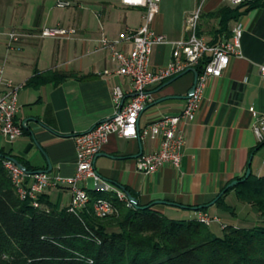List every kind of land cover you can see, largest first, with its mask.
<instances>
[{
  "label": "crops",
  "instance_id": "obj_1",
  "mask_svg": "<svg viewBox=\"0 0 264 264\" xmlns=\"http://www.w3.org/2000/svg\"><path fill=\"white\" fill-rule=\"evenodd\" d=\"M226 7H232L227 0H160L151 29L168 44L153 47L150 66L161 67L169 62L170 43L186 37V19L197 9L200 11L197 37L214 45L225 40L224 34L216 33L218 19L214 13ZM26 9L24 12L32 13L33 22L24 32L61 26L73 28L76 33L70 41L51 42L27 36L28 40H40L38 54L32 60H29L27 42L8 44L6 33L2 35L0 66L5 78L22 85L17 94L15 121L26 123L27 129L12 143L0 136V149L35 172H46L48 162V173L71 177L75 170L73 137L111 116L114 86L124 92L129 88V81L124 77L100 76L104 70L113 72L116 65L106 51L97 50V41L102 36L115 40L126 30L136 31L142 24L144 10L125 7L120 0H80L74 6L58 9L57 13L45 8L44 0H32ZM236 24L242 29L240 56L230 59L220 77L207 79L193 121H180L177 125L184 142L179 167L166 165L149 176L137 173L136 159L153 153L158 142L110 135L93 162L94 172L102 182L112 189L127 187L139 205L152 203L151 209L168 219L195 220L194 208L212 202L224 187L242 177L247 167L255 177L264 176V145L258 147L251 130L254 117L249 112L252 108L256 114L264 113V83L258 74V66L264 64V6L231 21L230 36ZM44 48L49 51V61L46 58L47 63L41 66ZM118 48L128 51L130 44L122 43ZM35 70H55L68 76L58 85L48 83L32 88L26 83ZM192 85L193 75L186 72L151 86L147 91L149 102L138 118V128L159 117L178 115L186 104L182 98ZM40 196L52 208L56 204L67 208L70 202L67 187L49 189ZM233 200L230 202L234 206ZM243 210L240 207L237 212ZM206 213L220 222L223 216L231 218L214 204Z\"/></svg>",
  "mask_w": 264,
  "mask_h": 264
},
{
  "label": "trees",
  "instance_id": "obj_2",
  "mask_svg": "<svg viewBox=\"0 0 264 264\" xmlns=\"http://www.w3.org/2000/svg\"><path fill=\"white\" fill-rule=\"evenodd\" d=\"M261 6L263 0H251L221 8L214 13L218 19L216 33L229 39L228 24ZM206 63L207 60L199 63L198 74ZM67 76L55 70H35L26 85H58ZM263 145L264 141L258 147ZM6 159L15 160L0 149V264H264V176L255 177L249 167L248 177L244 179V174L235 178L236 185L224 191L214 206L236 217V207L225 202L232 194L244 209L242 213L253 216V224L246 229L221 224V235L215 236L210 226L196 220L168 219L152 210V203H138L134 208L111 193L90 191L88 203L76 213L67 208L55 210L43 196L38 202L45 207L35 209L27 199L18 198L2 166ZM15 161L26 173L35 172ZM119 189L136 199L127 187ZM98 199L107 200L114 213L96 218L92 204ZM207 209L206 205L194 208L202 213Z\"/></svg>",
  "mask_w": 264,
  "mask_h": 264
},
{
  "label": "built area",
  "instance_id": "obj_3",
  "mask_svg": "<svg viewBox=\"0 0 264 264\" xmlns=\"http://www.w3.org/2000/svg\"><path fill=\"white\" fill-rule=\"evenodd\" d=\"M231 6L251 0H227ZM160 0H120L125 7H135L144 10L142 24L136 31L126 30L120 33L115 40L101 37L97 41V50L106 51L109 59L116 65L113 72L102 71L100 76L111 75L128 79L129 88L124 92L119 86L111 89L113 112L110 117L96 123L89 131L73 137L75 147V170L71 177H61L46 172L26 173L9 159L2 161L9 179L20 200L27 199L35 209L43 207L38 198L46 190L57 187H67L70 202L67 211L76 213L85 207L89 201L87 181L90 180L93 190L101 193H111L115 198L129 205L125 194L119 189H112L102 182L93 169L94 157L99 153L110 135L123 139L144 141L147 139L158 142L157 149L151 154L139 156L135 161V170L145 176L160 171L169 165L178 168L183 148V136L177 131L180 121L192 122L202 100L203 91L208 78H218L227 68L233 57L240 56L241 25L236 24L229 39L215 45L208 44L196 35V25L200 11L197 9L190 14L185 22L186 37L175 43H170L171 59L161 67L150 66V56L153 47L168 44L161 35L151 29V24L158 12ZM59 9L69 8L67 1H57ZM73 28L54 26L44 27L37 35L40 39L49 38L56 41H70L74 35ZM22 35L15 31L6 33L8 44L17 43ZM122 43L130 44V49L124 51L118 46ZM203 60L207 63L198 74L197 66ZM196 73L193 93L186 99L183 110L176 116L159 117L142 128H138L139 115L144 111L151 86L159 85L168 79L177 77L186 72ZM258 74L264 83V64L258 66ZM99 75V74H98ZM22 85L15 84L3 75V66H0V136L8 143L19 139L26 123L15 121L18 112L17 94ZM254 120L251 126L252 133L257 141H264V113L256 114L250 108ZM27 180L29 182H27ZM92 212L96 218H103L114 213V208L105 199H98L92 204ZM195 220L205 226L217 223V217H211L206 212H197Z\"/></svg>",
  "mask_w": 264,
  "mask_h": 264
},
{
  "label": "rangeland",
  "instance_id": "obj_4",
  "mask_svg": "<svg viewBox=\"0 0 264 264\" xmlns=\"http://www.w3.org/2000/svg\"><path fill=\"white\" fill-rule=\"evenodd\" d=\"M31 1L32 0H0V39H2L3 34L10 32V31H15L17 34L22 35L20 37V41H22V44L27 42V44H26L28 47L27 49H29L28 51L30 53L29 54V56H30L29 60L36 59V56L38 54L37 44L39 45L40 40H36L33 38H32V40H28L27 36L38 38L37 35L39 34L40 30L45 27V26L39 27L37 29L33 28L29 32H27V31L24 32V30L26 29V26H28V24L32 25V22H33L30 18V14L32 15V13H30V11L24 12V9L25 8L28 9V7L31 5ZM57 1H67L71 7V6H74L76 4V2H78L80 0H44L45 8L46 9H54V11H53L54 13L59 12L58 11L59 8H57L55 6ZM26 5L28 7H25ZM59 10H61V9H59ZM60 12H64V11H60ZM28 33H31V34L28 35ZM44 40H50L51 42L53 41L52 39H49V38H45ZM30 43H33V45H31ZM34 43H35V45H34ZM23 49H24L23 52L25 53L26 47L23 46ZM42 51L44 52V54L40 57L41 58L40 59V65L41 66L45 65L47 63V61L45 60L46 58L49 61L48 49L44 48ZM87 190L93 191V186L90 182L87 185ZM231 199L232 200L234 199L232 194L228 195L225 198V202L228 205H233L230 202ZM233 201H235V200H233ZM234 203H235L234 206L237 208L235 211L236 217L226 218L223 216V217H221L222 221L220 222V224L237 226L238 228H242V229L249 228L253 224L251 214H244L242 212H237L241 206H240V204H238L236 202H234ZM53 208L55 210H61L62 209L60 204H56ZM219 226L220 225L217 223H212L209 227L210 231L215 236L221 235V231L219 229L220 228Z\"/></svg>",
  "mask_w": 264,
  "mask_h": 264
},
{
  "label": "water",
  "instance_id": "obj_5",
  "mask_svg": "<svg viewBox=\"0 0 264 264\" xmlns=\"http://www.w3.org/2000/svg\"><path fill=\"white\" fill-rule=\"evenodd\" d=\"M189 72L192 73V75H193V85H192V87L189 89V91L187 92L186 96L182 98V99H185V100H186V99H187V98L193 93L194 85H195V81H196V77H197L195 72H193V71H189ZM180 76H181V75H179V76H177V77H175V78H178V77H180ZM175 78H174V79H175ZM97 156H98V155H96V156L94 157V159H95ZM11 161L14 162V163H15L17 166H19L20 168L24 169V168L22 167V165H20L19 163H17L15 160L12 159ZM46 161H47V160H46ZM47 166H48V168H47L46 173H48L49 170H50V166H49V163H48V162H47ZM249 174H250V171H249V169H247L246 172H245L244 179H246V178L248 177ZM236 183H237V181H232V182H230V183L224 188V190L221 191V192L219 193V195H218V196H217L212 202H210L209 204L206 205L207 208L210 207V206H212V205L215 203V201L217 200V198L220 197V196L224 193V191H226V190H228V189L234 187V186L236 185ZM124 194H125V196H126V199H127L128 203H129L132 207L137 208V207H138V206H137V204H138L137 200L134 199L133 197H131L128 193H124Z\"/></svg>",
  "mask_w": 264,
  "mask_h": 264
}]
</instances>
